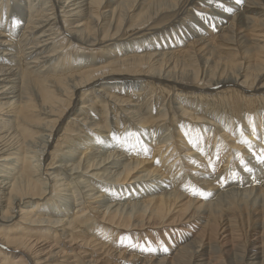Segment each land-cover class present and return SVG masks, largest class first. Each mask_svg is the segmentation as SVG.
I'll return each mask as SVG.
<instances>
[{
  "label": "bare ground",
  "instance_id": "bare-ground-1",
  "mask_svg": "<svg viewBox=\"0 0 264 264\" xmlns=\"http://www.w3.org/2000/svg\"><path fill=\"white\" fill-rule=\"evenodd\" d=\"M262 148L264 0H0V264H264Z\"/></svg>",
  "mask_w": 264,
  "mask_h": 264
},
{
  "label": "snow or ice",
  "instance_id": "snow-or-ice-1",
  "mask_svg": "<svg viewBox=\"0 0 264 264\" xmlns=\"http://www.w3.org/2000/svg\"><path fill=\"white\" fill-rule=\"evenodd\" d=\"M239 2H240V0H237V3H239ZM243 142L246 143V144L250 143L246 139ZM252 155L256 159L257 163L264 164V148L260 149L259 153L253 152ZM240 163H241V166H242L244 171H247L248 173H252L253 169L248 166V162H246L243 159H241ZM253 179H255V177H253ZM190 191H191V194L194 195V196L195 195H200V196H203V197L207 198V194L204 193L203 191H201L200 189L196 188V187L190 188Z\"/></svg>",
  "mask_w": 264,
  "mask_h": 264
}]
</instances>
